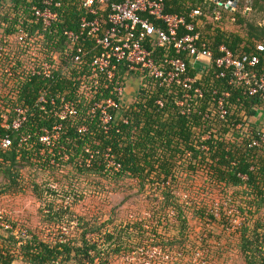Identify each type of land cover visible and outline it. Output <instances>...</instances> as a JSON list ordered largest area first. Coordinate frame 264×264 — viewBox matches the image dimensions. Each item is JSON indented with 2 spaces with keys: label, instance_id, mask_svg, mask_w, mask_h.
<instances>
[{
  "label": "trees",
  "instance_id": "trees-1",
  "mask_svg": "<svg viewBox=\"0 0 264 264\" xmlns=\"http://www.w3.org/2000/svg\"><path fill=\"white\" fill-rule=\"evenodd\" d=\"M42 1L0 0V141L12 139L11 146L0 150V206L10 210L8 219L19 230L20 244L19 255H12L17 241L0 231V264H104L123 254H138L149 239L159 249L153 264H264V128L252 121L264 104L259 95H250L244 84L233 81L231 71L216 65L225 46L235 57L257 55L256 70L264 75V51H257V45H264V25L247 20L243 0H236V12L221 11L219 21L206 0H165V13L190 21L191 11L202 8L211 17L193 22L212 57L201 71L187 52L154 50L152 57L166 71L167 59L186 62V76L196 81L189 92L121 68L116 81L127 87L137 79L140 86L129 102L109 97L119 107L112 112L108 133L97 116L87 114L95 101L108 97H88L80 91L89 58L77 68L64 69L70 57L62 35L78 28L83 11L61 0L58 20L44 29L32 11ZM251 6L264 21V0H252ZM20 30L28 33L22 46L15 40ZM184 33L180 30L179 37ZM28 50L40 54L36 65L40 60L53 65L50 78L32 76ZM41 92H46L45 111L39 105ZM224 93L227 114L221 118L217 101ZM62 99L76 112L64 121L59 117ZM16 107L28 110L19 133L10 129ZM59 124L63 132L55 148L35 144L44 128ZM83 126L87 131L80 133ZM28 134L33 138L21 143ZM66 154L67 161L59 160ZM109 160L119 164V170L109 166ZM134 189L141 198L125 216L101 223L88 210L74 211L78 204L87 207L84 202L91 194L85 190L108 196ZM60 198L73 202L62 205ZM24 200L33 202L35 213L22 221L15 210ZM64 222H76L79 230L64 241L44 239L45 232H59ZM89 236L102 243H93Z\"/></svg>",
  "mask_w": 264,
  "mask_h": 264
},
{
  "label": "built area",
  "instance_id": "built-area-1",
  "mask_svg": "<svg viewBox=\"0 0 264 264\" xmlns=\"http://www.w3.org/2000/svg\"><path fill=\"white\" fill-rule=\"evenodd\" d=\"M66 2L77 4L83 12L79 19L78 28L63 32L62 36L68 46L65 53L70 57L68 66L64 69L69 66L77 68L82 59L89 58V72L81 77L82 88L80 91L85 92L88 97H108L102 101H95L92 108L87 112L88 115L97 116L104 133L110 131L113 121L112 112L119 107L116 100L109 97H119L123 101L125 96L127 87L116 81L121 68H126L129 72L147 74L154 80H158L160 86L170 87L176 84L189 92L193 89L196 81L186 76V62L182 59H167L164 63L169 67V70L166 71L161 69L152 57L154 50L158 47L172 49L176 54L187 52L193 65L202 59L212 57L211 51L208 50L205 43H200V37L195 33L194 20L203 17L211 18L206 16L202 8L193 9L188 17L190 21H188L183 16L165 13V0H66ZM227 2V0H220V2L206 0L204 4H207L209 9H213L214 20L219 21L220 12L223 11L220 8L225 7ZM41 3V7H33V16L42 23L44 29H47L58 20L57 10L61 8L62 3L61 0H43ZM236 11L237 7L232 8L229 12ZM182 29L185 33L179 37V31ZM27 38L28 33L20 30L15 40L18 45L22 46ZM13 39L14 37H9L8 41ZM5 43H7V39H5ZM257 51L263 52L264 45H257ZM221 52L223 56L216 60L217 67L231 71L233 81L244 84L250 95H259L264 104V75H260L256 70L260 61L259 57L257 55L235 57L225 46L221 47ZM27 53L30 54L34 63L30 68L32 76L50 78L53 65L48 60H40L39 65H36L35 63L40 59V54L30 50ZM53 59L56 61V56ZM224 75V73L221 74L222 77ZM113 85L115 86L114 89H112ZM194 91L201 95L200 89H194ZM227 96L228 94L224 93L217 101L221 118L227 114L224 105V98ZM40 97V109L45 111L46 92H41ZM50 104L55 105V101ZM61 105L59 114L61 121H64L69 114H76L72 103L62 99ZM178 105L182 106L183 102H179ZM14 113L15 117L10 129L19 133L28 120V110L16 107ZM86 131V126L79 129L80 133ZM62 132L63 124L54 126L52 129L44 128L42 133L37 136L38 141H35V144L39 143L43 147L55 148ZM31 138L33 136L28 134L23 136L20 142H26ZM260 139L264 142V131ZM253 144L256 145L257 142ZM11 145L12 139L6 136L0 141V150ZM40 153L44 155V148L40 150ZM68 159L66 154L59 160L67 161ZM53 161L51 160L52 164ZM108 164L115 166L116 170L120 168L119 164L111 160L108 161ZM53 188L57 189V186H53ZM171 216L173 218L174 214L171 213ZM216 216L218 217L217 214ZM63 225L68 228L63 227ZM69 228L70 226L62 223L60 233H53V238L59 237V242L64 241L63 237L68 236L76 229L75 227L73 230ZM0 231L5 235L9 232L13 237L12 239L17 241V245L10 250V253L15 256L19 255V230L14 229L8 219V211L2 206H0ZM153 251H156L155 247L151 251H145L140 247L138 253L140 255H122L117 262L118 264H153L152 261L156 255L150 254Z\"/></svg>",
  "mask_w": 264,
  "mask_h": 264
},
{
  "label": "rangeland",
  "instance_id": "rangeland-1",
  "mask_svg": "<svg viewBox=\"0 0 264 264\" xmlns=\"http://www.w3.org/2000/svg\"><path fill=\"white\" fill-rule=\"evenodd\" d=\"M5 1H9V0H5ZM244 2V6H245V11H244V15L247 18V20L251 23H255V24H261L264 25V21L262 20V14L258 13L251 5H252V0H243ZM252 7V8H251ZM228 29L230 30H237L236 28H233L231 26L228 25ZM207 63L209 64V59L205 58L202 59L200 62H198V66L199 69L202 71L205 66L207 65ZM139 82L138 80H135L134 82H130L132 86L138 87L139 86ZM127 90L125 91V96H124V101L132 100V93L134 94V92H131L132 90L129 88H126ZM262 120V118H260ZM69 170V169H68ZM64 173V172H63ZM65 173H67V170H65ZM2 181V177L0 176V183ZM85 192L90 193L91 195H87V199L85 205L87 207H84L83 204H78L77 206H74V211L76 213H86V211H90L89 215L93 216V217H97L99 219V221L104 222V221H108L111 218H116L118 216H125L127 214V212L129 211V206H137L136 205V201H138L141 198V195H139L136 192V189L134 190H129L126 193H118V194H109L108 196H99L96 192L93 193L91 190H85ZM129 195V196H127ZM132 197L131 200H129ZM61 199V198H60ZM66 203H72L73 199H64L60 201V203H62V205H65ZM17 205H20L19 208H16V213L18 215V213H20V220L24 219L25 216L27 214L30 215H34L35 213V207L33 206V202L31 200H24L21 201V203L17 202ZM22 207V208H21ZM7 211H10L8 209H6ZM88 213V212H87ZM74 218H76V216H74ZM172 220H174L172 218ZM23 221V220H22ZM67 222H64V224H66ZM69 226V225H67ZM63 227H66V225H63ZM73 227H75L76 229L74 231L77 232L78 227L76 222H73L70 226L69 229L73 230ZM68 228V227H66ZM57 230L54 229H50L47 232H45V237L44 238L46 241H53V233H60V232H56ZM89 240H91L93 243L97 242L98 245H100L102 242L101 240H99L98 238H94V236H89L88 237ZM151 243H154L153 240H146L142 245H141V249H145L146 250H153L154 246H152ZM156 248V247H155ZM159 254V249L156 248V251L154 252H150V254ZM125 255V254H123ZM129 255V254H126ZM131 255H140V254H131ZM119 259V258H118ZM117 259V261H118ZM117 261H113L112 259L108 262H104V264H118ZM19 264H23V263H19Z\"/></svg>",
  "mask_w": 264,
  "mask_h": 264
},
{
  "label": "crops",
  "instance_id": "crops-1",
  "mask_svg": "<svg viewBox=\"0 0 264 264\" xmlns=\"http://www.w3.org/2000/svg\"><path fill=\"white\" fill-rule=\"evenodd\" d=\"M197 64H198V63H195L194 65L198 66ZM136 80H137V79H136ZM134 81H135V80L128 81V84H127V88H129V90L131 89V90H132L131 92H134V94L132 93L133 96H135V94H136V92H137V90H138V87L140 86V83H139L140 80H138L139 82H137V83H139V86H138V87L132 86L130 82H134ZM126 90H127V89H126ZM130 98H131V97H129V100H127V101H124V99H123L124 103H125V102H129V101H131ZM260 118H262V120H261ZM252 121H253L254 123H256V124H264V110H258V111L256 112L255 116L252 118ZM15 264H19V262L15 263Z\"/></svg>",
  "mask_w": 264,
  "mask_h": 264
},
{
  "label": "water",
  "instance_id": "water-1",
  "mask_svg": "<svg viewBox=\"0 0 264 264\" xmlns=\"http://www.w3.org/2000/svg\"><path fill=\"white\" fill-rule=\"evenodd\" d=\"M218 2H220V0H217ZM227 4H225V7H221V10H226V11H230L232 10V8H236L238 5V2L236 0H227Z\"/></svg>",
  "mask_w": 264,
  "mask_h": 264
}]
</instances>
